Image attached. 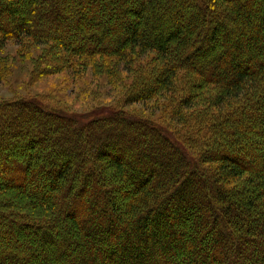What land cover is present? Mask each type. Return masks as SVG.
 Returning a JSON list of instances; mask_svg holds the SVG:
<instances>
[{
    "label": "trees",
    "instance_id": "1",
    "mask_svg": "<svg viewBox=\"0 0 264 264\" xmlns=\"http://www.w3.org/2000/svg\"><path fill=\"white\" fill-rule=\"evenodd\" d=\"M25 38L115 71L154 52L138 95L181 84L193 146L0 101V264H264V0H0V42Z\"/></svg>",
    "mask_w": 264,
    "mask_h": 264
},
{
    "label": "rangeland",
    "instance_id": "2",
    "mask_svg": "<svg viewBox=\"0 0 264 264\" xmlns=\"http://www.w3.org/2000/svg\"><path fill=\"white\" fill-rule=\"evenodd\" d=\"M53 46L37 45L27 38L0 42V101L36 99L44 107L74 115L81 122L103 115H134L160 124L184 148L190 150L189 146H193L183 140L184 131L178 123L176 107L187 98V90L181 84L170 93L159 92L151 98L138 95L145 88L142 79L154 67V52L136 54L125 70L120 67L115 71L107 60L80 59L63 51L58 53ZM48 60L53 63L50 73L44 70ZM202 100L188 104L198 106L193 107L198 111L208 106L206 99ZM192 112L182 111L183 115ZM99 127L96 125L95 129ZM67 129L71 131L70 127ZM79 149L76 146V152Z\"/></svg>",
    "mask_w": 264,
    "mask_h": 264
}]
</instances>
